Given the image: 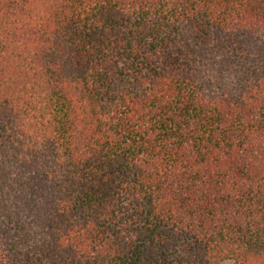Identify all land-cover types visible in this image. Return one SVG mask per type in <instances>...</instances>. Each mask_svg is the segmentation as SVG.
Masks as SVG:
<instances>
[{
	"label": "trees",
	"instance_id": "1",
	"mask_svg": "<svg viewBox=\"0 0 264 264\" xmlns=\"http://www.w3.org/2000/svg\"><path fill=\"white\" fill-rule=\"evenodd\" d=\"M0 264H264V0H0Z\"/></svg>",
	"mask_w": 264,
	"mask_h": 264
}]
</instances>
